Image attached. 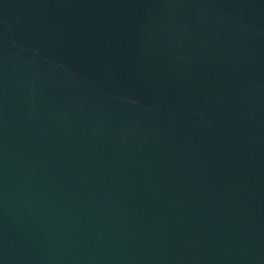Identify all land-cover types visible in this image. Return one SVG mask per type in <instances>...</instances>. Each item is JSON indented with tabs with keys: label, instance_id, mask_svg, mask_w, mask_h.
Segmentation results:
<instances>
[{
	"label": "water",
	"instance_id": "95a60500",
	"mask_svg": "<svg viewBox=\"0 0 264 264\" xmlns=\"http://www.w3.org/2000/svg\"><path fill=\"white\" fill-rule=\"evenodd\" d=\"M0 264H264V0H0Z\"/></svg>",
	"mask_w": 264,
	"mask_h": 264
}]
</instances>
